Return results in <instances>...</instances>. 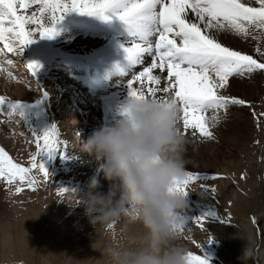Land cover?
Returning <instances> with one entry per match:
<instances>
[{
	"label": "snow or ice",
	"instance_id": "6c2138e0",
	"mask_svg": "<svg viewBox=\"0 0 264 264\" xmlns=\"http://www.w3.org/2000/svg\"><path fill=\"white\" fill-rule=\"evenodd\" d=\"M70 12L104 21L115 17L122 24L129 41L123 47L125 64L117 65L115 72L126 77L137 65L143 66L138 73H131L126 84L123 82L127 97L171 101L179 112L178 129L189 140H214L215 129L227 119L232 106L251 107L249 102L228 95L225 90L230 78L251 79L257 74L264 75V0H0V56L19 57L35 78L42 66L24 61L25 49L37 38L51 40L58 35L56 25ZM221 36L254 41L256 57L226 46ZM5 63L12 65L13 61L5 59ZM36 84L42 92L36 100L39 105L49 94L37 81ZM28 110L23 101L0 95V116L6 118L0 123L10 126L13 118L18 117L31 132L36 148L30 153L28 166H24L0 147V181L6 186L16 185V194L24 185L35 191L39 183L46 184L51 179L46 161L57 156L63 159L68 150V142L60 138L57 125L39 135L28 127ZM252 115L259 126L264 113L253 111ZM184 177L176 186L177 191L188 199L193 195L191 187L199 183L197 195L212 201L216 188L204 182L225 178L187 169ZM244 178L242 173L241 179ZM67 192L75 191L57 189L59 196ZM197 207L203 211L193 217L189 209L179 229L181 236L191 233L192 224L203 230L205 221L224 224L232 219L230 213L221 218L211 203L199 202ZM251 219L257 232L264 235V227L254 216ZM114 228L115 225L107 226L113 230V237ZM213 242L209 233L207 245ZM192 243L201 254L189 251V264H208L204 245L194 240Z\"/></svg>",
	"mask_w": 264,
	"mask_h": 264
},
{
	"label": "rangeland",
	"instance_id": "374dc122",
	"mask_svg": "<svg viewBox=\"0 0 264 264\" xmlns=\"http://www.w3.org/2000/svg\"><path fill=\"white\" fill-rule=\"evenodd\" d=\"M97 19L99 18L97 17ZM115 23L117 24L118 22ZM54 44L48 46L51 52H54ZM42 58L43 45L41 44L33 50L32 62L40 64ZM258 78L260 79L259 83H264V75L258 74ZM239 80L240 83L244 82L238 78H230V81H237V83H239ZM109 82L107 80V86L111 83ZM113 82L116 85H124L117 77H115ZM30 83L32 85V82ZM260 87L261 91L257 96L253 95L256 98L254 101L251 99L247 100L243 96H238V98L246 99L245 101L249 102L251 107L232 106L229 110L248 109V120L252 129L249 142L246 143V146L242 147L241 150L232 149L223 141L220 142L218 126L215 129V139L203 142H206L207 146L213 148L212 150L209 149L210 153L206 154L205 164L207 169L198 168L192 170L198 171L201 174H219L225 178L204 182L209 187L214 186L216 188L214 201L197 195L200 191L199 183L191 187L190 191L194 194L193 206H195V209L190 208L191 216H198L203 211L202 207H197L200 202L202 204L211 203L221 218L226 217L229 213L232 217L230 222L224 224L218 221H205L203 230L195 224L191 225L192 231L188 235L193 236V239L197 240L196 243L204 245L203 254L209 258L208 264H245V262L250 264L251 257L247 260H240L242 250L246 244L249 245L251 253H253L254 248L257 249L258 247L257 252L260 254L261 260V263H259L264 264V235L259 236L256 234L257 230L251 219L254 216L257 223L261 227H264V117L260 118L258 126L256 119L252 115L253 111L257 114L264 113V84H260ZM34 91L36 95L40 94V90L37 88ZM73 95H75V98H73ZM112 95L113 97L110 95V98L107 99V102H110L109 116L111 117V121L115 119L117 109L127 98L126 88L114 87ZM86 97V95H81V93L75 94L72 91L66 98L64 111H67V113L65 112V114H68V111L72 113L78 107L80 98ZM104 97L107 98V96ZM71 102L73 107L71 106ZM39 106L40 104H36V107H29L26 113L27 126L31 127L38 135L55 124L52 116L40 110L39 108L41 107ZM65 114L63 117L64 121L70 125V119L69 117L66 118ZM14 122L16 123V121ZM12 126L14 127L15 124H12ZM90 130L92 133L94 129H85L82 131L83 133L79 132L77 134L72 132L71 138L75 142V147L80 148L78 144L87 140L86 135H88ZM19 135L23 136V132L20 131ZM193 140L196 141L197 139H190L191 142ZM9 155L16 162L21 163L22 161L24 163L22 165L28 166V162L21 158L18 153L13 155L9 153ZM57 157L51 161H46V168L51 179L46 184L43 182L39 183L35 191L29 190L27 185H24L23 190L19 194H16V185L6 186L3 181H0V206L3 207V210L0 212V264H33L35 262H31L32 258L36 259V264L38 262L44 264L45 262L47 264H86L88 260L102 262V248L108 239V233L102 234L100 228H97L96 244L98 245L89 242L88 239H90L92 234L89 236V234H86L87 231L83 230L89 224L88 218L84 212L74 207L78 204V198L74 196L75 193L67 192L62 196L57 195V189L59 188L69 191L74 190L69 188L70 185L63 183L61 175H58L55 165L56 161H58ZM186 169L189 170L187 167ZM242 173L245 175L244 179H241ZM38 179L42 180V177H38ZM40 213H43L41 219L38 218ZM51 217H56V222L53 225L46 224ZM34 219L37 221L35 225H33ZM61 225H63V233L58 232V234H55V240L51 243V250H46V248L39 249V244H43L46 247V239L51 234H54L55 229L61 227ZM34 226L37 227L34 237L37 245L35 251L31 248V230ZM209 233H211L214 242L207 245ZM256 241H258V245L254 247ZM94 249L95 253L91 254L90 252H93ZM194 252L197 255L201 254L197 248Z\"/></svg>",
	"mask_w": 264,
	"mask_h": 264
},
{
	"label": "bare ground",
	"instance_id": "6f19581e",
	"mask_svg": "<svg viewBox=\"0 0 264 264\" xmlns=\"http://www.w3.org/2000/svg\"><path fill=\"white\" fill-rule=\"evenodd\" d=\"M115 22L118 23L116 24ZM56 29L58 35L53 39L47 40L37 38L35 43L29 45L23 53L22 59L26 62H32L33 50H35L37 46L43 45V58L40 62L42 67L35 78L31 77L23 61L19 57L13 56L12 54H8L7 57L0 56V68L5 69V71H0V95L6 96L9 99L23 101L31 108L36 107V100L40 99L42 95L41 91H39L40 94L38 95L34 93L35 88H37V81L40 87L49 94L48 99L40 103L39 107L41 108L39 109L52 116L55 124L60 130V138L68 142V150L65 151L64 158L61 159L58 156V161H56L55 164L58 175H61L60 177H62L63 183L70 185L69 188L72 190L74 189V191L86 190L88 182L95 176L100 181L101 187L106 189V184L102 174L98 170L97 162L93 157L82 152L80 148L75 147V142L73 138H71V134L72 132H74V134L81 133L83 130L89 128L96 130L102 124L110 122V102H107V98L104 96H107L109 99L110 95L113 97L112 93L114 87H124L123 84L116 85L113 80L117 77L121 82L126 84L127 80L131 78V73H138L142 70L143 66L137 65L126 77H120L116 74L115 67L125 64L123 47L128 45L129 37L122 24L115 17H111L108 21H104L94 16L70 12L64 16L63 20L58 25H56ZM221 39L226 46H230L235 50H241L245 54L256 56L254 51L255 42L250 39L248 41H242L232 36H221ZM53 43H55L53 47L54 52H51L48 46ZM0 48H2V45H0ZM5 59H11L13 61L12 65L5 63ZM8 73H11V76H9ZM99 75H102L101 79H99ZM105 80L111 82L110 87H103V81ZM241 80L244 82L240 83V80L239 83H237V81H230L228 88L225 90L226 94L234 97L243 96L247 100H256L253 95L257 96L261 91L260 84H264L259 83L260 79L258 78V74L251 79L246 78ZM30 82H32V85ZM136 86L138 87L139 85L137 84ZM85 90L90 94H87ZM72 91H74L75 94L81 93V95H86L87 97L80 98L78 107L72 113L68 111V114H65V112L67 113V111H64L66 98ZM64 114L66 118L69 117L71 122L70 125L64 121ZM5 119V117L0 116V121ZM18 119V117H14L10 126L6 123H0V147H3L12 155L18 153L21 158L28 162L30 153L36 150L35 143L33 142V137L29 129L24 126L21 121L18 122ZM14 121H16V123ZM12 124H15V126L13 127ZM251 129L252 127L248 120V109H233L228 112L227 119L222 121L219 125V141H223L232 149L241 150L242 147L246 146V143L249 142ZM20 131L23 132L24 137L19 135ZM90 135L91 130L88 135H86V138ZM84 142L85 141H82L78 145H82ZM190 143L191 146H189L186 155L188 161L186 167L189 170H196L198 168L206 170V154L210 153L209 149L212 150L213 148L207 146L206 142L203 143L199 139L196 141L193 140L192 142L190 141ZM16 151L18 152L16 153ZM21 164L24 163L21 161ZM193 201L194 194L188 198L191 209L195 207L193 206ZM2 208L3 207L0 206V212L3 210ZM77 208L84 212L82 207L77 206ZM40 214L38 215L39 219H41V216L43 217V213ZM56 220V217H51L46 224L49 223L53 225ZM36 222V219H34L33 225H35ZM62 226L63 225L55 229V233L51 234L46 239V247L43 244H39L38 248H46V250H49L52 241L54 242L55 240V234H58V232L63 233ZM124 226L123 223L115 225V237L120 234ZM83 230L87 231L86 234H89V236L92 234L88 240L96 244L97 231L94 232V228L90 224H87ZM36 231L37 227H32L31 248L33 251H35V247L37 246L34 239ZM100 231L102 234L108 233V239L110 238V234L111 237H113V230L100 228ZM256 234L259 236L262 235L258 232H256ZM193 240V236H189L188 233L181 237V242L192 252L196 250L195 244L192 243ZM259 243L261 242L259 241ZM257 245L258 241H256L254 247H257ZM257 249L254 248L253 253H251L250 264L261 263L260 254L257 252ZM94 251L95 249L90 253H95ZM33 257L35 256L33 255ZM31 262H35L33 264H36V259L32 258ZM41 263L42 262H38L37 264ZM45 264H47V262H45ZM86 264H102V262L88 260ZM245 264L249 263L245 262Z\"/></svg>",
	"mask_w": 264,
	"mask_h": 264
},
{
	"label": "clouds",
	"instance_id": "9594fccd",
	"mask_svg": "<svg viewBox=\"0 0 264 264\" xmlns=\"http://www.w3.org/2000/svg\"><path fill=\"white\" fill-rule=\"evenodd\" d=\"M171 102L129 98L116 117L80 145L98 164L106 189L94 176L75 191L95 231L123 223L102 248V264H189L180 226L190 209L176 186L183 182L190 140L178 129ZM73 207V206H70ZM251 257L248 244L240 260Z\"/></svg>",
	"mask_w": 264,
	"mask_h": 264
}]
</instances>
